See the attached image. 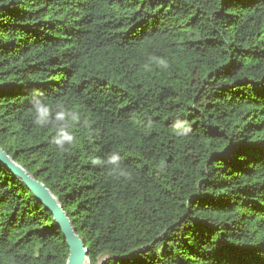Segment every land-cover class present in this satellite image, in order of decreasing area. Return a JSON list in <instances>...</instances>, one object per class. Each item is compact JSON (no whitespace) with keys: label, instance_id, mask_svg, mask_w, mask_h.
Returning <instances> with one entry per match:
<instances>
[{"label":"trees","instance_id":"trees-1","mask_svg":"<svg viewBox=\"0 0 264 264\" xmlns=\"http://www.w3.org/2000/svg\"><path fill=\"white\" fill-rule=\"evenodd\" d=\"M37 91L81 116L64 151L33 123ZM0 147L89 264H264V0H0ZM112 152L124 175L92 163ZM67 254L0 163V264Z\"/></svg>","mask_w":264,"mask_h":264},{"label":"clouds","instance_id":"clouds-1","mask_svg":"<svg viewBox=\"0 0 264 264\" xmlns=\"http://www.w3.org/2000/svg\"><path fill=\"white\" fill-rule=\"evenodd\" d=\"M30 103L33 123L39 127L53 129L54 135L51 137V144L59 151L66 150V147L74 142L71 128L81 121L79 112L70 110L60 103L49 104L43 94L38 91L33 93ZM172 128L178 137L188 135L191 130L190 125L180 119L173 122ZM92 163L107 166L113 171H119L120 175H124L121 168V156L117 152L109 153L103 160L94 159Z\"/></svg>","mask_w":264,"mask_h":264},{"label":"water","instance_id":"water-1","mask_svg":"<svg viewBox=\"0 0 264 264\" xmlns=\"http://www.w3.org/2000/svg\"><path fill=\"white\" fill-rule=\"evenodd\" d=\"M0 163L6 167L13 177L20 180L36 200L52 214L53 220L59 227L68 248L65 264H83L86 259L88 260L87 248L82 238L76 233L59 200L52 194L45 183L30 174L1 147Z\"/></svg>","mask_w":264,"mask_h":264},{"label":"bare ground","instance_id":"bare-ground-1","mask_svg":"<svg viewBox=\"0 0 264 264\" xmlns=\"http://www.w3.org/2000/svg\"><path fill=\"white\" fill-rule=\"evenodd\" d=\"M83 264H89V261L86 259Z\"/></svg>","mask_w":264,"mask_h":264}]
</instances>
